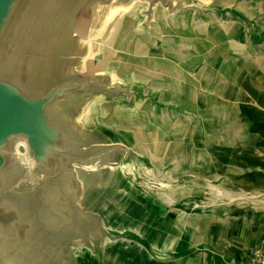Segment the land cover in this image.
I'll list each match as a JSON object with an SVG mask.
<instances>
[{
    "label": "rangeland",
    "instance_id": "1",
    "mask_svg": "<svg viewBox=\"0 0 264 264\" xmlns=\"http://www.w3.org/2000/svg\"><path fill=\"white\" fill-rule=\"evenodd\" d=\"M176 1L177 10L158 1L145 25L149 0H114L94 22L91 38L68 52V75H105L132 91L70 104L72 120L90 139L119 142L131 152L92 179L90 214L75 213L62 230L78 235L37 242L24 258L30 264H171L188 215L213 211L218 199L242 200V193L228 190L242 189L243 175L227 170L239 171L232 163L243 154L244 90L248 96L264 85L250 81L264 65L250 58L244 39L263 23L264 0ZM120 33V48L106 53Z\"/></svg>",
    "mask_w": 264,
    "mask_h": 264
},
{
    "label": "water",
    "instance_id": "2",
    "mask_svg": "<svg viewBox=\"0 0 264 264\" xmlns=\"http://www.w3.org/2000/svg\"><path fill=\"white\" fill-rule=\"evenodd\" d=\"M105 1L103 8L89 10L88 17L83 16V22L69 35L51 28L50 21L57 20L58 9H62L58 6L61 0L59 4L55 0H0V264H30L24 258L39 247L37 242L50 238L63 242L78 235L62 230L75 213L83 219L90 214L86 197L92 179L118 161L125 162L131 152L119 142L98 136L90 139L71 118L70 104L78 99L132 92L105 75H68L70 61H66L72 57L68 52L76 53L91 38L94 22L114 0ZM158 1L163 2L149 0L145 25L151 24ZM86 5L90 7L89 1ZM166 5L169 10L180 8L176 0ZM83 11L77 10L75 20L81 22ZM125 25L132 28L133 20ZM122 36L108 41L105 52L111 54L119 47ZM5 55L16 64L11 72L3 70ZM61 71L68 77H60ZM3 172L14 181L4 183ZM86 228L90 231L89 225ZM102 228L109 233L104 225ZM99 237L100 244L104 238L101 233ZM108 241L113 243L110 237Z\"/></svg>",
    "mask_w": 264,
    "mask_h": 264
},
{
    "label": "crops",
    "instance_id": "3",
    "mask_svg": "<svg viewBox=\"0 0 264 264\" xmlns=\"http://www.w3.org/2000/svg\"><path fill=\"white\" fill-rule=\"evenodd\" d=\"M244 39L252 49L250 58L263 66L264 21L250 27ZM261 72L250 81L264 83ZM254 88L248 96L244 90L240 114L243 154L232 163L239 171L227 170L243 175L241 191L228 190L229 194L242 193V200L230 198L233 202L223 203L218 199L213 211L188 215L180 225L171 264H259L257 251L264 256V85Z\"/></svg>",
    "mask_w": 264,
    "mask_h": 264
},
{
    "label": "bare ground",
    "instance_id": "4",
    "mask_svg": "<svg viewBox=\"0 0 264 264\" xmlns=\"http://www.w3.org/2000/svg\"><path fill=\"white\" fill-rule=\"evenodd\" d=\"M58 1V2H57ZM89 1L90 7L87 8V2ZM59 4V0H55ZM107 1L105 0H61V3L58 6H62V9L59 11L58 9V19L53 18V21H50L52 23V29L58 32H65L66 34H71L73 35L74 30L76 29L77 26H79L83 21L82 17L84 18L88 17V11L90 10H97L99 8H103L105 6V3ZM81 6V7H80ZM84 6V8H82ZM80 7V8H79ZM97 8V9H96ZM84 10L80 15L81 22L78 21L77 19L75 20V14L77 13V10ZM49 12L48 9H46V14ZM52 14V13H51ZM53 14H56L53 12ZM98 14V13H97ZM55 16V15H54ZM58 23V25L56 24ZM2 59V58H1ZM0 59V61H1ZM12 59L11 57L5 55L3 56V70L5 72H11L16 64H13V62L10 61ZM3 180H5L4 183H6L7 179L9 181H14L12 178H8L7 174L3 172L2 174Z\"/></svg>",
    "mask_w": 264,
    "mask_h": 264
},
{
    "label": "built area",
    "instance_id": "5",
    "mask_svg": "<svg viewBox=\"0 0 264 264\" xmlns=\"http://www.w3.org/2000/svg\"><path fill=\"white\" fill-rule=\"evenodd\" d=\"M257 258L259 264H264V256L261 254L260 251H257Z\"/></svg>",
    "mask_w": 264,
    "mask_h": 264
}]
</instances>
